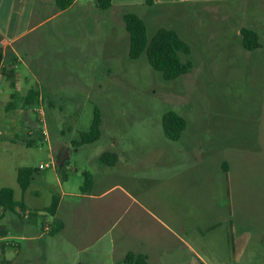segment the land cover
<instances>
[{"label":"rangeland","instance_id":"374dc122","mask_svg":"<svg viewBox=\"0 0 264 264\" xmlns=\"http://www.w3.org/2000/svg\"><path fill=\"white\" fill-rule=\"evenodd\" d=\"M227 4L216 6V11L209 7L192 19L202 23L183 33L191 53L180 55L192 63V69L172 81H165L149 66L145 53L129 60V38L123 28L113 30L119 36L115 41L104 27L84 33L79 28L78 33L70 27L73 18L65 19L64 40L41 44L32 53V68L42 81L38 104L45 115L48 141L41 138L26 145L0 140V189H13L16 200L25 194L30 208L42 210L53 197L59 199L58 182L64 181V174L66 189L78 190L84 171L94 173L104 167L113 182L134 191L146 190L152 202L160 195L161 174L179 171L182 213L195 210L186 200H198L184 238L196 242L209 264H238L232 253L234 242L246 234L250 237L247 264H264V247L258 249L264 229L258 232L251 220L246 227L233 228L235 221L228 216L233 192L244 195V213L250 215L254 210L256 218L264 216V193L254 200L259 188L254 179L260 176L264 182V175L252 171L264 159L250 153L264 147V21H237V27L251 25L259 36L260 48L246 51L237 35L239 28L232 30L235 20L224 21L229 18L224 19L228 14L222 12ZM155 33V27L148 28L149 41ZM20 70L28 72L24 65ZM95 108L101 113L100 138L92 144L75 145L80 134L89 131ZM167 112H175L187 122L178 141L163 134L161 121ZM225 148L231 156L240 151L237 148L245 151L239 167L234 164L229 182L224 170ZM58 149L65 150L63 169L56 158ZM116 149L133 153L138 163L126 168L99 164L98 157ZM40 165L45 167L40 169ZM22 167L34 170L26 193L16 182ZM49 221V214L39 217L30 234L40 233Z\"/></svg>","mask_w":264,"mask_h":264},{"label":"crops","instance_id":"0c3cea01","mask_svg":"<svg viewBox=\"0 0 264 264\" xmlns=\"http://www.w3.org/2000/svg\"><path fill=\"white\" fill-rule=\"evenodd\" d=\"M232 2L233 0H111V7L101 11L93 0H73L68 9L58 11L54 0H0V45L3 55L0 64V140L21 141L30 145L42 138L36 117L30 112L31 107L23 108L22 101L28 91L41 93L42 81L32 68L35 65L32 53L41 44L51 45L64 40L65 19L73 18L74 22L70 27L77 29L78 33L79 28L84 33L86 29L104 27L109 34L114 35L115 41L119 36L113 30L117 27L125 30L122 20L124 13L140 17L145 22L147 31L149 27H155L156 32L162 28L171 29L181 39L183 33L186 34L191 27L197 28L202 23L197 21V24L192 20L199 12L208 11L211 9L209 7L216 11V6L225 3L230 4L225 5L222 10L228 14L224 19L229 17L224 21L235 20L233 31L235 27L239 28L238 20L264 21V0ZM242 28L253 29L251 25L241 26L237 33L239 37ZM21 65L28 72L20 70ZM30 79L34 80L36 88L31 86ZM13 95L17 96L14 100L16 108L6 111V105L12 102ZM27 127L32 128L31 134L26 132ZM119 150L121 149L113 152L117 156L116 164L106 168H126L138 163L134 160L133 153ZM237 150L240 151L233 156L228 148L223 149L224 154L222 152L227 182L234 164L239 167L245 156L244 150L243 153L241 148ZM250 153L264 159V147ZM49 156L52 158L53 155ZM60 156L63 157L59 159ZM65 156V150L62 153L57 150L56 158L60 161L61 169V161ZM231 158L234 163L230 162ZM103 168L90 173L91 187L84 194L80 191L82 185L78 190H67L65 186L68 180L64 174V181L58 182L60 194L57 209L50 216V221L41 227L42 231L34 236L30 234L34 223L39 217L44 219L47 214L42 212L44 209L30 208L26 204L29 201L25 194L20 200H16L14 193V200L24 204V211L29 213V218L24 222L20 214L3 213L0 210V264H62V261L65 264H119L128 252L145 255L150 264H209L196 242L184 238L187 223L197 211L198 200H186L195 210L193 213H182L180 186L177 184L181 177L179 171L177 174L176 171L161 174L160 195L151 202L146 197V190L134 191L124 184L113 182L111 174ZM193 168L196 170L199 165L191 170ZM252 171H261L264 175V164L255 165ZM84 173L85 171L83 175ZM259 177L254 179L259 187L255 190L254 200L258 194L260 196L261 192L264 193V182ZM163 193L169 198L163 196ZM232 202L233 207L228 208V216L229 221H235L233 228L246 227L251 220L258 232L264 229L262 213L258 218L255 217L254 210L250 215L244 213V203L247 202L244 195L237 196L233 192ZM30 211L38 212L30 216ZM45 227L47 231H44ZM54 229L57 230L55 233ZM234 243L232 253L235 261L238 264L249 263L246 256L250 237L244 234ZM258 244L259 250L260 246L264 247V234Z\"/></svg>","mask_w":264,"mask_h":264},{"label":"trees","instance_id":"16d2710c","mask_svg":"<svg viewBox=\"0 0 264 264\" xmlns=\"http://www.w3.org/2000/svg\"><path fill=\"white\" fill-rule=\"evenodd\" d=\"M99 10L105 11L111 7V0H93ZM73 0H54L55 7L58 11L68 9ZM125 30L128 34V58L135 61L145 53L149 66L158 72L165 81H172L180 76L188 74L192 69V63L189 60L183 61L180 55L188 56L191 53L190 46L181 39L177 32L171 29H159L150 39L147 38V28L145 22L133 13H124L122 16ZM240 42L243 49L253 51L260 48L259 36L253 29L242 28L240 30ZM2 47L0 45V64L2 62ZM16 95L12 96L6 105V111L16 108L14 100ZM39 93L37 91H28L23 98L22 107L29 108L38 104ZM101 113L97 108L94 109L93 119L88 132L81 133L79 141L75 145L92 144L101 136ZM162 131L170 141H178L182 132L185 130L186 120L175 112H167L162 116ZM100 165L113 167L117 162V156L114 153L105 152L99 158ZM226 172V168L224 167ZM34 170L28 167L18 168L16 181L22 192H25L30 184ZM92 183L90 173H84V182L80 191L84 194L89 191ZM59 199L52 198L49 207L42 212L54 215ZM0 210L3 213H12L19 215V212L25 210V206L20 201L14 200V191L11 188L0 189ZM38 211H30V216H34ZM59 226L56 228L58 230ZM54 229L55 233L57 230ZM119 264H150L147 257L143 254L126 253L119 261Z\"/></svg>","mask_w":264,"mask_h":264},{"label":"built area","instance_id":"2783aa9c","mask_svg":"<svg viewBox=\"0 0 264 264\" xmlns=\"http://www.w3.org/2000/svg\"><path fill=\"white\" fill-rule=\"evenodd\" d=\"M40 100V99H39ZM30 112L36 117V120H37V126H38V129L40 131V135L41 137L45 140V141H48V132H47V128H46V123H45V115H44V112H43V108L40 104H37L33 107L30 108ZM26 132L28 134H31L32 133V128L31 127H27L26 128ZM42 166H40L41 168ZM21 217L23 219H28L29 218V213L25 212V211H21L19 212ZM48 229L46 228V231Z\"/></svg>","mask_w":264,"mask_h":264}]
</instances>
